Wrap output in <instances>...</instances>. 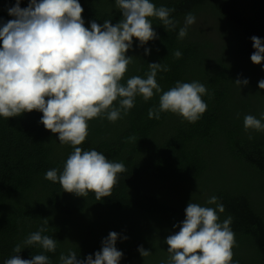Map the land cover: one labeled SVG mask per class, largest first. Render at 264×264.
Instances as JSON below:
<instances>
[{"label":"trees","instance_id":"16d2710c","mask_svg":"<svg viewBox=\"0 0 264 264\" xmlns=\"http://www.w3.org/2000/svg\"><path fill=\"white\" fill-rule=\"evenodd\" d=\"M78 2L89 29L93 20L115 25L122 19L115 0ZM150 2L175 9L170 17L178 23L169 29L158 18H149L158 38L143 46L133 38L126 53L133 62L121 83L126 85L133 76L146 78L148 64L161 63L169 68L156 76L162 91L148 101L137 95L135 106L116 122L106 117L88 121V135L79 145L125 165L127 171L118 174L111 196L97 201L89 192L79 197L45 179L50 169L63 171L74 149L45 129L40 122L43 113L0 117V264L14 255L31 259L36 254L60 264V255L70 251L83 260L101 250L102 240L112 231L120 235L119 264H166V238L179 231L174 225L185 219L188 203L216 208L207 203L213 196L225 209L218 212L219 222L232 218V264H264V131L244 128L246 115L264 123V89L258 87L264 61L254 64L250 59L255 51L251 37L264 41V0ZM15 4L16 0H0V27L14 19L8 10ZM28 4L20 0L21 8ZM188 13L195 15L196 23L180 39ZM201 18L213 20L214 40L198 28ZM145 49L150 52L145 54ZM177 50L182 53L178 59ZM238 78L249 83L239 87L234 83ZM177 81L205 85L206 111L195 123L171 112L150 119L149 109L158 108L160 95ZM45 219L48 230L42 234L56 240L55 252L24 245ZM18 244L22 250L16 254ZM140 246L151 255L143 258Z\"/></svg>","mask_w":264,"mask_h":264},{"label":"clouds","instance_id":"9594fccd","mask_svg":"<svg viewBox=\"0 0 264 264\" xmlns=\"http://www.w3.org/2000/svg\"><path fill=\"white\" fill-rule=\"evenodd\" d=\"M122 19L113 25L110 20L98 24L93 20L90 29L82 18L84 9L78 0H29L21 8L20 0L8 10L14 19L0 27V117L9 119L33 110L43 113L41 123L46 130L58 134L61 144H70L74 151L67 158L63 171L50 169L45 179L58 182L64 192L87 197L95 194L97 201L109 197L118 183V174L127 171L125 165L109 161L96 151H84L81 145L88 135V121L106 117L110 122L127 115L135 106L137 95L150 100L162 89L156 80L158 72L168 71L167 65L148 64L146 78L133 76L126 85L121 83L133 62L126 53L133 46V38L140 46L157 39L150 17L158 18L165 27L174 29L178 23L170 17L175 9L157 8L150 0H115ZM196 23L192 13L185 16L178 38L188 34ZM253 48L250 59L254 64L264 61V41L251 37ZM150 52L145 49V54ZM178 59L182 56L175 51ZM237 86L247 85V79H236ZM264 89V79L258 82ZM207 94L204 84L177 81L175 86L159 97L158 108H150V119L160 118L161 112L177 114L190 123L200 119L207 109L202 97ZM118 102V106L114 104ZM245 130L264 131V123L253 115L244 117ZM251 139V137H250ZM213 196L208 204L216 208L189 202L179 231L166 238L169 258L166 264H232L235 234L230 228L232 218L219 222L223 204ZM48 220L31 233L24 245H39L45 252H55L57 242L42 233L48 230ZM120 235L112 231L102 240L101 250L77 258L74 251L60 255V264H119L123 252L116 248ZM127 239V237H123ZM22 250L16 245L13 251ZM146 258L150 250L138 248ZM4 264H50L44 254L23 259L14 255ZM164 264V262H162Z\"/></svg>","mask_w":264,"mask_h":264},{"label":"rangeland","instance_id":"374dc122","mask_svg":"<svg viewBox=\"0 0 264 264\" xmlns=\"http://www.w3.org/2000/svg\"><path fill=\"white\" fill-rule=\"evenodd\" d=\"M213 25H214V22L210 18H201L197 21L198 28L204 30L205 31L204 35H207L210 38L213 36V31H212ZM211 39L214 40L213 38Z\"/></svg>","mask_w":264,"mask_h":264}]
</instances>
